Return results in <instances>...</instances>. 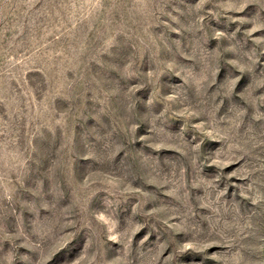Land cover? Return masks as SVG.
<instances>
[{"label": "rangeland", "instance_id": "1", "mask_svg": "<svg viewBox=\"0 0 264 264\" xmlns=\"http://www.w3.org/2000/svg\"><path fill=\"white\" fill-rule=\"evenodd\" d=\"M0 264H264V0H0Z\"/></svg>", "mask_w": 264, "mask_h": 264}]
</instances>
